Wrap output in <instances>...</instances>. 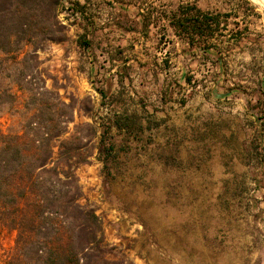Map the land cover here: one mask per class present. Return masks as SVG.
<instances>
[{
	"label": "rangeland",
	"instance_id": "374dc122",
	"mask_svg": "<svg viewBox=\"0 0 264 264\" xmlns=\"http://www.w3.org/2000/svg\"><path fill=\"white\" fill-rule=\"evenodd\" d=\"M197 1L208 12L227 14L221 20L231 28H259L264 42V17L255 2ZM67 4L72 5L71 0H61L58 6V18L64 24L62 40H46L36 33L41 26L47 30L41 25L48 17L43 8L31 44L0 53V57L19 60L30 52L28 63L37 60L32 74L41 75L46 88L72 105L69 133L76 124L94 127L95 134L89 136V128H81L90 157L76 173L82 201L101 219L110 250L107 258L133 264H264L260 255L264 207L254 204L252 178L247 169L240 168L244 161L238 157L236 137L226 142L222 128L209 125L208 119L184 129L160 111L161 103L171 106L190 100L199 91L208 93V78L196 77L181 88L172 85L158 97L151 84L157 79L136 73L133 84L129 80L124 89L111 91L117 80L85 73L88 59L75 29L82 16L74 17L65 9ZM142 56L147 54L138 51V57ZM16 73V66L3 69L0 82L12 84ZM13 91L18 95L14 105L0 107L4 130L17 128L24 118L26 93L14 86ZM204 112L208 114L207 109ZM116 120L120 127L114 125ZM100 124L109 128L106 138L114 148L105 162L96 149ZM229 147L230 158L225 152ZM13 238V232L0 229V259L13 245Z\"/></svg>",
	"mask_w": 264,
	"mask_h": 264
},
{
	"label": "trees",
	"instance_id": "16d2710c",
	"mask_svg": "<svg viewBox=\"0 0 264 264\" xmlns=\"http://www.w3.org/2000/svg\"><path fill=\"white\" fill-rule=\"evenodd\" d=\"M60 1L0 0V53L15 52L20 45L31 44L35 27H40L43 8L48 10V17L42 19L41 25L47 30L41 26L36 33L46 40H62ZM176 13L170 15V24L190 43L195 41L194 35L209 37L220 23H226L221 18L227 17L207 14L193 3L181 5ZM88 18L84 16L86 21ZM80 45L88 46L85 38L80 39ZM31 52L34 55L35 50ZM29 53L19 60L0 57V71L11 66L18 70L12 84L0 82V107L13 106L17 101L13 86L26 93L21 124L7 130L0 126V229L14 233L13 245L3 253L0 264H133L107 258L110 250L101 219L94 208L82 201L76 171L90 154L82 141L81 128H89V136L95 134L94 127L76 124L74 132L69 133L72 105L46 88L41 75L32 74L37 60L33 56L35 64H29ZM34 80L41 84L36 86ZM114 125L120 127L117 120ZM100 126L96 149L105 162L113 156L114 148L106 138L109 128Z\"/></svg>",
	"mask_w": 264,
	"mask_h": 264
},
{
	"label": "crops",
	"instance_id": "0c3cea01",
	"mask_svg": "<svg viewBox=\"0 0 264 264\" xmlns=\"http://www.w3.org/2000/svg\"><path fill=\"white\" fill-rule=\"evenodd\" d=\"M71 2L83 14L75 29L78 37L88 42L81 46L88 59L85 73L117 80L111 91L124 89L129 80L133 84L136 73H143L144 79H157L151 84L158 97L172 85L181 88L196 77L208 78V93L199 91L190 100L171 106L161 103L160 111L184 129L208 119L209 125L222 128L226 142L236 137L238 157L247 162L240 168L247 169L252 178L254 204L264 207V42L259 28L247 27L245 31L244 27L220 23L209 37L194 35L195 41L190 43L170 24V15L186 3L208 14V7L197 0ZM150 50L154 54L149 55ZM138 51L147 56L139 58ZM225 152L232 157V147ZM260 255L264 256V248Z\"/></svg>",
	"mask_w": 264,
	"mask_h": 264
},
{
	"label": "built area",
	"instance_id": "2783aa9c",
	"mask_svg": "<svg viewBox=\"0 0 264 264\" xmlns=\"http://www.w3.org/2000/svg\"><path fill=\"white\" fill-rule=\"evenodd\" d=\"M65 9L69 12V13H71L74 17H77V18H79L80 16H81V13L78 11V10H76L74 7H73V5H66V7H65Z\"/></svg>",
	"mask_w": 264,
	"mask_h": 264
},
{
	"label": "bare ground",
	"instance_id": "6f19581e",
	"mask_svg": "<svg viewBox=\"0 0 264 264\" xmlns=\"http://www.w3.org/2000/svg\"><path fill=\"white\" fill-rule=\"evenodd\" d=\"M251 1L255 2L260 7L264 17V0H251Z\"/></svg>",
	"mask_w": 264,
	"mask_h": 264
}]
</instances>
